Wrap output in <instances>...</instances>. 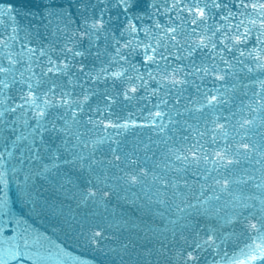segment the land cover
<instances>
[{"label":"water","instance_id":"95a60500","mask_svg":"<svg viewBox=\"0 0 264 264\" xmlns=\"http://www.w3.org/2000/svg\"><path fill=\"white\" fill-rule=\"evenodd\" d=\"M0 264H264V0H0Z\"/></svg>","mask_w":264,"mask_h":264}]
</instances>
